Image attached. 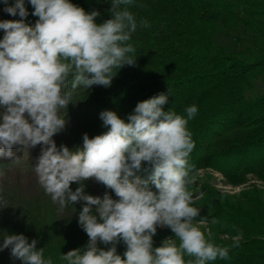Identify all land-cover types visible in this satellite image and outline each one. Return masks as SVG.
Listing matches in <instances>:
<instances>
[{"label": "clouds", "instance_id": "9594fccd", "mask_svg": "<svg viewBox=\"0 0 264 264\" xmlns=\"http://www.w3.org/2000/svg\"><path fill=\"white\" fill-rule=\"evenodd\" d=\"M29 2L38 17L34 25L26 23L24 0L11 6L4 0V10L20 19L0 20V157H12L15 146L42 145L35 173L45 193L60 208L83 202L78 223L88 243L60 260L207 264L228 259L230 247L217 245L210 230L194 223L200 210L188 191V158L195 145L187 125L198 111L196 105L185 109L186 116L165 111L169 89L139 101L127 120L114 110L102 111L107 131L91 138L85 133L82 148H58L53 139L66 126L60 111L71 102L70 77L72 90L109 87L122 66H135V48L128 41L138 26L150 25L129 11L133 0H111V18L102 23L96 22L99 11L87 12L71 0ZM141 171L149 173L146 178L137 175ZM90 178L117 198L107 191L102 197L87 194L83 182ZM72 183L78 185L74 191ZM157 226L170 228L176 239L165 238L153 247ZM121 240L127 246L123 257L116 248ZM98 242L112 246L101 248ZM37 243L23 233L7 234L0 251L10 248L11 257L22 264H53Z\"/></svg>", "mask_w": 264, "mask_h": 264}, {"label": "trees", "instance_id": "16d2710c", "mask_svg": "<svg viewBox=\"0 0 264 264\" xmlns=\"http://www.w3.org/2000/svg\"><path fill=\"white\" fill-rule=\"evenodd\" d=\"M71 2L87 12L99 11L97 23L111 18V0ZM14 3L7 0V5ZM24 4L26 23L34 25L38 17L32 15L33 6L29 0ZM127 7L138 22L144 19L150 25L138 26L128 41L135 48L136 64L122 66L109 87L72 90L69 78L71 102L60 111L66 126L53 136L57 147L82 148L85 133L91 138L107 131L102 111L114 110L127 120L139 101L170 89L165 111L186 116L187 107L198 109L187 125L195 145L188 158L190 172L210 167L232 184L244 182L248 175L258 181L234 194L220 193L207 183L199 191L194 205L201 210L198 217L208 222L217 245L230 247L228 259L207 264H264V90L246 95L264 70V0H133ZM3 35L0 29V39ZM20 150L21 145L15 146L13 156L0 161L18 156ZM41 150L42 145L34 148L37 160ZM148 174L137 173L145 178ZM17 175L22 176L0 174V244L7 234L23 233L29 242L38 241L37 247H43L53 264H66L60 260L62 254L88 243L78 223L83 202L60 208L40 184L29 200ZM83 183L87 194L102 197L107 191L117 198L94 178ZM77 186L72 183V190ZM218 233L238 239L221 243ZM154 236L153 247L165 237L176 239L165 228ZM234 241L238 244L231 247ZM111 246L98 242L101 248ZM126 247L122 240L116 244L122 257ZM0 264H15L10 248L0 251Z\"/></svg>", "mask_w": 264, "mask_h": 264}, {"label": "rangeland", "instance_id": "374dc122", "mask_svg": "<svg viewBox=\"0 0 264 264\" xmlns=\"http://www.w3.org/2000/svg\"><path fill=\"white\" fill-rule=\"evenodd\" d=\"M11 6V5H7ZM6 5L0 3V20H17L20 19L19 15L12 16L8 14L4 9ZM264 90V70L257 76L255 80H253V86L246 91V95L252 96L256 92H260ZM78 92H80L78 90ZM34 148L35 147H25L21 145V150L18 156L13 157L11 159L2 160L0 161V174L7 172L11 174L19 173L21 175H17L21 179L22 189L21 192L23 196L29 200H32L33 193L38 190V177L35 173V164L37 163V159L34 155ZM19 161L17 163L16 161ZM190 183L188 184V191L192 194V198L194 201L193 206L195 205V200L199 198L202 187L204 184L207 183L211 188L226 194H234L240 191L244 187H248L249 183L258 184L256 179L251 178L250 175L246 176V180L239 184H232L225 180V177L221 172L218 170L212 169L210 167L206 168H196L194 171L189 173ZM197 207V206H195ZM199 208V207H197ZM200 210V208H199ZM201 211V210H200ZM194 223H198L202 230L208 231L209 224L208 222L203 219L199 218L198 216L195 218ZM165 228L168 231H171L168 227H161L157 226V229ZM172 232V231H171ZM173 233V232H172ZM218 240L223 243L228 240H236L238 236H228L224 233H218L217 236ZM166 238V237H165ZM155 236H153V241ZM218 244V243H217ZM15 264H22L20 260H15Z\"/></svg>", "mask_w": 264, "mask_h": 264}]
</instances>
